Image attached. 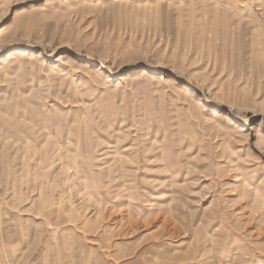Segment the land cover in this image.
<instances>
[{
	"label": "rangeland",
	"instance_id": "374dc122",
	"mask_svg": "<svg viewBox=\"0 0 264 264\" xmlns=\"http://www.w3.org/2000/svg\"><path fill=\"white\" fill-rule=\"evenodd\" d=\"M0 264H264V0H0Z\"/></svg>",
	"mask_w": 264,
	"mask_h": 264
}]
</instances>
